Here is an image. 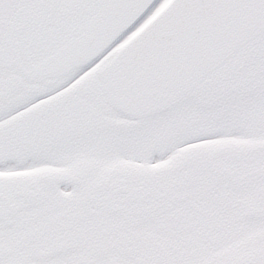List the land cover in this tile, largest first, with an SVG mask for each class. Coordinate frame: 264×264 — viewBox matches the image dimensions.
<instances>
[{
	"label": "snow or ice",
	"instance_id": "snow-or-ice-1",
	"mask_svg": "<svg viewBox=\"0 0 264 264\" xmlns=\"http://www.w3.org/2000/svg\"><path fill=\"white\" fill-rule=\"evenodd\" d=\"M0 264H264V0H0Z\"/></svg>",
	"mask_w": 264,
	"mask_h": 264
}]
</instances>
